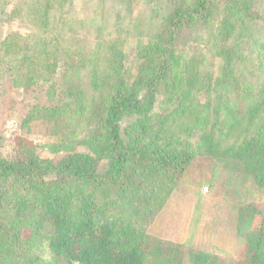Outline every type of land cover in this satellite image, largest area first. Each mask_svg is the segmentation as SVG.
<instances>
[{
    "label": "rangeland",
    "instance_id": "rangeland-1",
    "mask_svg": "<svg viewBox=\"0 0 264 264\" xmlns=\"http://www.w3.org/2000/svg\"><path fill=\"white\" fill-rule=\"evenodd\" d=\"M51 1L47 23L42 18L46 8L36 0H0V42L16 37L22 46L20 56H0V156L9 160H26L32 147L53 162L74 152L91 153L85 142L111 90L91 86L89 67L101 55L108 61L121 54V71L131 83L170 10L191 0ZM206 7L201 15L175 22L179 31L169 77L151 107L120 121L126 143H143L159 133L155 144L186 149L192 159L176 177L145 174V165L140 166L144 172L126 176L125 195L133 200L129 207L116 208L109 187L95 188L96 202L99 211L120 212L125 225L156 239L153 246L179 245L185 263L192 251L239 263L246 242L242 213L250 204L264 209V187L235 156L250 140L264 145V108L256 112L264 95V47L255 43L264 41V0H211ZM23 54L27 60L20 59ZM194 75L198 81H186ZM137 121L150 127L147 135ZM107 167L103 159L97 172ZM44 178L66 206L76 207V199L55 184L59 178ZM34 216L14 237L11 253L2 231L11 217L0 209V264L50 260L39 243L46 226ZM168 255L152 251L149 261L172 264L166 263Z\"/></svg>",
    "mask_w": 264,
    "mask_h": 264
},
{
    "label": "trees",
    "instance_id": "trees-1",
    "mask_svg": "<svg viewBox=\"0 0 264 264\" xmlns=\"http://www.w3.org/2000/svg\"><path fill=\"white\" fill-rule=\"evenodd\" d=\"M36 1L46 8L42 18L43 22L48 23L47 9L54 6V1ZM100 3L105 5L106 1L100 0ZM210 3L211 0H191L188 4L170 10L163 21L162 31L144 50L139 76L131 83L121 71V54L104 61L100 53L101 58L88 70L91 86L94 89L108 86L111 96L85 142L91 153L74 152L53 162L39 157L36 148L32 147L26 150V160H9L0 156V209L1 213L11 217L5 228L1 227L6 236L7 251L15 253L14 237L22 230L25 221L35 214L34 217H38L39 222L46 226L39 243L46 248L50 260L43 264H157L149 261L152 251L157 250L160 253L169 252L166 263L170 261L172 264H264V209L258 205L250 204L242 213L246 242L239 263L222 261L215 254L193 251L185 263L179 245L164 249L153 246L150 243H157L156 239L125 225L120 212L99 211L96 202L95 188L109 187L115 193L116 208L123 204L129 207L133 200L130 201L125 195L128 193L123 184L126 176L138 170L144 172L140 166L145 165L148 168L145 174L162 172L176 177L175 172H178L177 176L181 175L192 159V153L186 149L155 144L154 139L158 138L159 133L143 143H126L121 136L120 121L124 116L137 114L143 106L151 107L160 85L169 77L179 31L175 22L188 15L203 14ZM26 6L28 14L29 7ZM259 42L258 39L255 41L257 47L263 48L264 44ZM99 45L100 51L101 43ZM21 50L22 46L16 37L10 41L5 37L0 42V56L16 57ZM20 59L27 60L28 56L23 54ZM29 80L32 81L31 78ZM198 80L199 76L194 75L186 81ZM178 81H183V76ZM256 104L255 111L261 113L264 95L260 96ZM136 124L143 135L151 130L140 121ZM259 143L258 139L246 142L235 156L243 160L245 171L252 176L257 186L264 187V145ZM251 148H255L254 154ZM103 159L108 160V167L104 173H98V163ZM50 174L60 179L54 180L56 185L66 189L76 199V207L70 208L62 202L44 178ZM41 262L44 261L38 260L36 264Z\"/></svg>",
    "mask_w": 264,
    "mask_h": 264
},
{
    "label": "built area",
    "instance_id": "built-area-1",
    "mask_svg": "<svg viewBox=\"0 0 264 264\" xmlns=\"http://www.w3.org/2000/svg\"><path fill=\"white\" fill-rule=\"evenodd\" d=\"M203 191H204V192H207V191H208V188H207V187H204V188H203Z\"/></svg>",
    "mask_w": 264,
    "mask_h": 264
}]
</instances>
